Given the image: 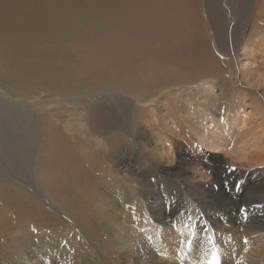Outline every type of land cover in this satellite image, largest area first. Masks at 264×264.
Segmentation results:
<instances>
[{
    "label": "bare ground",
    "instance_id": "1",
    "mask_svg": "<svg viewBox=\"0 0 264 264\" xmlns=\"http://www.w3.org/2000/svg\"><path fill=\"white\" fill-rule=\"evenodd\" d=\"M173 1L175 2L173 3L172 0H0V82L6 85L5 90L0 91V152L14 174L20 175L30 171L31 175L37 178L38 188L47 199L59 210L64 211V215H68L74 223L72 228L67 223L63 226L55 214L45 210L43 203L36 196H32L35 201L28 203V197H23L21 194L24 191L23 186L16 182V177L9 178L5 170L0 167V222L4 221L1 228L8 230L13 227L11 231L23 236L26 228L29 227L33 234L44 239L35 250L20 252L15 261L12 262L9 258L11 262L8 264H25L33 259L32 263L43 264L39 260L41 258L50 261L51 264H94V256L88 245L94 242L102 250L112 253L111 256L117 255L120 248L115 246L116 239H122L125 248L120 264H207L211 259L212 247L207 241L212 237L211 229L201 233L197 230L195 219H191L187 221L189 226L177 224L174 233L168 230L167 233L154 220L148 218L145 207L139 200L123 205L124 208H130L132 219L137 226L133 236L126 235L129 230L125 227L121 216L116 214L114 202L104 198L99 182L93 184L82 175L86 169L96 170L94 162L83 155L84 151L92 152L91 157L100 160L98 152L91 145L92 141L97 143L98 141L92 133L82 130V125L89 124L94 134L99 136L100 143L113 147L117 144L119 147L123 142L122 139H127L129 127L132 130L136 128L140 119L138 115L142 112L144 103L149 105L148 101L153 97L152 95L149 98H141L134 91L145 94L150 88L158 86L157 90L160 93L169 92L172 90L169 85L179 77H189L187 74L196 72L201 73L197 76L212 74L209 69H215L213 57L205 53L197 62L178 58L183 53L201 55L202 49L209 47V41L206 36L204 42L198 41L187 32L185 25L176 24L178 21L173 20L170 13L175 9H186L177 6L179 4L177 0ZM256 1L223 0L222 3L220 0H213L217 6H212L213 17L218 23H222L223 19L228 20V24L236 21L235 29L238 37L236 35L231 51L236 60L240 57L238 60L240 70H247L242 76L249 86L264 83V49H259L261 47L257 40L250 45L245 44L246 33L252 25ZM170 2L173 3L171 6ZM260 37L263 43L264 36ZM221 41L222 39L220 43ZM239 51L241 53L236 56ZM155 57H157L155 64L159 65L161 70L156 71L152 66ZM184 65L190 66L189 71L184 69ZM175 70L181 75L175 74ZM197 81L203 86L210 85L207 78H199ZM16 92L21 94L18 95ZM49 96L55 97L56 99L51 97L50 99L57 100L63 108L66 106L65 110L71 111L69 110L71 108L76 113L79 107L82 108L83 119L79 123L81 128L76 129L79 141L74 142L73 137V140L69 141L65 131L52 123L55 120H62L60 123L64 128L68 126L69 121L63 115V119L60 118L59 110H55L57 105L54 110H45L46 98ZM104 103L110 104V110L114 108L120 111L122 123L126 128L124 135L103 127L105 112L101 104L103 108H107L104 107ZM244 111L228 117L227 131L237 137L233 139L234 136L231 135L233 141H242L246 136V138L251 137L252 143L257 145L254 139L262 134L260 132L263 129L261 123H257L261 112L251 107L250 110H246L249 114L242 117L241 113ZM15 113L20 114L21 117H12ZM35 113L36 117H34ZM149 115L151 116L150 113ZM7 116L10 119L6 121ZM248 117L251 122L246 121ZM217 123L222 122L217 121ZM217 123L207 134V140L210 141L207 142L208 146L214 150H219L225 143H221L219 132L216 135ZM18 125L23 128L20 129ZM74 125L76 126V123ZM258 128H261L260 131ZM133 134L135 136V133ZM138 134L140 133H136L137 137ZM248 134L250 137L247 136ZM245 140L242 142L244 143ZM233 144L231 142V145ZM248 148L246 149L250 150ZM252 153L249 154L254 156ZM95 185L99 187L98 192H93L97 189ZM82 187L84 190L81 189ZM109 187L118 191L122 189L115 184ZM48 205L51 207L52 204ZM188 217L190 219L192 215ZM27 220L41 222V225L46 226V230L58 233L56 237L65 242L72 243L71 239H75L76 243L70 246L79 244V256L73 255V247L69 245H65V248L59 251L46 250L45 243L50 242L46 241V237L51 236L50 232L44 231L42 234V228L40 229L39 226L32 231L34 228L31 229ZM75 227L80 228L82 232L79 233ZM105 227L110 231H106ZM258 237L261 239L260 236ZM25 241L28 246L30 243L28 240ZM232 243L228 236H224L222 240L216 241L215 245L221 256L232 258L240 249L234 247ZM243 246L248 248L240 250L242 259H238L237 256L238 260L224 258L222 264H253L256 261L264 264V247L252 248L248 243ZM12 248V246L7 247L5 258L14 254L11 252ZM0 258L2 259V255Z\"/></svg>",
    "mask_w": 264,
    "mask_h": 264
},
{
    "label": "rangeland",
    "instance_id": "2",
    "mask_svg": "<svg viewBox=\"0 0 264 264\" xmlns=\"http://www.w3.org/2000/svg\"><path fill=\"white\" fill-rule=\"evenodd\" d=\"M220 1L223 3V0ZM172 2L174 3L175 1L172 0ZM172 2H170V6L173 4ZM177 2L179 3L177 6L185 7L186 10L175 9L173 13H170L173 20L178 21L176 24L185 25L187 32L198 41L204 42L205 36L209 41V47L203 48L201 55L183 53L178 58L197 62L199 58L202 59L203 53L211 55L215 61L213 65L215 69H209L212 74L197 76L201 73L196 72L191 75L187 74L189 77H179L177 81L171 82L172 85L169 86L173 91L171 90L169 92L160 93L157 90L158 86L150 88L145 94L133 90L134 93L141 98H149L152 95L153 97L149 99V105L148 103H144V108L141 109L142 112L138 115V119H140L136 124V128L132 130L128 126L129 133L126 134L127 139L123 138V142L119 144V147H117V144L113 147V145L108 146L102 142L100 143L101 140H99V136L94 134L93 128L88 126L89 124H85V126L82 125L81 128L79 124L81 119H83L81 107L77 109L76 113L71 108H69L71 111H68V109L65 110L66 106L63 108L57 100L54 101L50 99L51 96H49V98H46L47 105L45 104V110H54L55 107L58 106L55 110H59L60 113H57L58 115L61 114V117L59 116L61 119L65 117L69 121L68 126L63 128V125L60 123L62 120H55V122L52 123L59 129L65 131L66 135L69 137V141L73 139L74 142L79 141V136L76 133L77 128L92 133L98 141V143L92 141L91 145L95 151L98 152L100 160H96L94 156L91 157L92 152L90 151L83 152L85 157L87 156L88 159L94 162L96 170L92 171L86 169L82 175H85L93 184L94 182H99L100 185H98L101 186L103 190L104 198L106 197V199L114 202L117 210L116 214L121 216L125 227L129 230L128 232L126 230V235L133 236L137 226L134 219H132L130 208H124L123 205L127 202L134 203L139 200L140 204L144 205L148 218L154 220L161 229L163 228V231L174 233L177 224L189 226L187 221L195 219L196 227L199 232L203 233L211 229V240L215 244L216 241L222 240L224 236H228L233 241V246L240 248L238 249V255L236 254L233 256L234 258H226L220 255L222 261L225 259H242L239 253L240 250L248 248L243 246L245 245V237L252 248L260 249L264 247V96H261L262 94L264 95V83H259L256 86H249V83H247L246 79L242 76L247 70H240V62L238 61L240 57H237L238 60H236V58L232 56L231 47L234 44L233 42L236 39V35L238 37V33L235 29L236 21L229 22V24H231L230 26L228 20L225 21V19H223L222 23H218L216 18L213 17L212 6H217L213 0H177ZM210 2L212 3L210 4ZM263 5L264 0L256 1L252 25L246 33L245 41V44L250 45V43L252 44L257 40L261 47L259 49L262 50L264 49V42L261 43L260 36H264ZM255 25L257 28L260 27L258 28L259 31ZM262 25L263 27H261ZM221 39L222 41L220 43ZM257 51H259L258 48ZM240 53L241 51H239L236 56ZM154 60L155 62L153 61L152 66L156 68V71L161 70L159 65L155 64L157 62V57H155ZM189 67L190 66L186 67L184 65L186 71H189ZM239 70L241 73H239ZM174 73L179 76L181 75L180 72L176 70ZM199 78H207L210 85L203 86L198 83L197 80H199ZM159 80L160 78H158V81ZM260 81L262 82V78ZM5 86V83L0 82V91H3ZM16 93L18 95L21 94L20 92ZM105 103L103 105L104 107L107 106L106 109L103 108L101 104L105 112L102 120V124H104L103 127L109 131H118L119 134L121 133L124 135L126 128L122 123L120 111L114 108L110 110V104ZM251 107L252 109L257 108L258 111L261 112L260 120L257 119V123H261L260 126L262 125L261 128L263 127V129L258 128V131L261 129L260 133L262 134L258 136L257 139H254V142L258 146L252 143L253 139H251L249 134L247 136L250 138L244 137L248 140L242 139V141L245 140L244 144L241 140L233 141V139L237 137L232 132L229 133L227 131V122L230 116L245 110L241 113L243 114L242 117H245L247 116L246 114H249L246 110H250ZM72 111L73 113H71ZM78 111L80 112L78 113ZM149 113L153 117H151ZM18 115L15 113L12 117L17 116L20 118L21 115ZM69 116H71L70 119ZM34 117H36V113ZM7 119H10V117L7 116L5 120L7 121ZM75 119L79 120V122L77 123ZM217 121H221L222 123L218 124ZM246 121L251 122V119L249 118ZM71 122L74 123L71 124ZM75 123L76 126L74 125ZM215 123H217L219 127H216V135H218L219 132L221 143L223 144L225 142L219 150H214L209 147L208 143L210 141L207 140V134L213 129L212 127H215ZM18 127L20 129L23 128L21 125H18ZM137 132L140 133L138 137L136 136ZM133 133H135V136H133ZM231 135H233L234 138ZM222 139L225 140L223 141ZM201 140L203 142H201ZM229 140L232 144L235 142H240L241 144H233V146ZM246 144H249L248 146L250 148H248ZM246 148L250 150L254 149L255 151L253 150L252 153V150L250 151ZM249 153L254 154L255 157ZM244 155L246 157H243ZM4 160L0 152V167L5 170L9 178L14 179V177H16V182L23 186L24 191L21 192V194H23V197H28V203L35 201L32 196H36L43 203L45 210L55 214L63 226L67 223L69 227H74V223L69 216L64 215V211L61 209L59 210L55 204L51 203L46 195L38 188L36 183L38 180L31 175L30 171L28 173L25 172L24 174L16 175L10 170L9 163ZM6 165L8 167H6ZM200 171L203 172L201 173ZM201 175L204 179L200 177ZM111 184H115L122 189L120 191L114 190V188L109 187ZM192 185H194V187ZM95 186L97 187V185ZM98 188L99 187L94 189L93 192H98ZM81 189L84 190L83 187ZM125 193L126 195H124ZM194 202L196 204L193 205ZM48 204H52L51 207ZM242 207L247 209V219H245V215L240 213ZM8 213L10 214V212ZM125 214L128 215L126 216ZM189 215H192V218L189 219ZM3 222L4 221L0 222V255H2L0 264H8L11 261L13 262V260L15 261L20 252L24 250L26 252L30 249L35 250L44 240L37 234H33V232L29 230V227L26 228V230L29 231L25 230L23 236L17 232L14 233L11 231L13 227L8 230L2 229L1 225ZM26 222H28V224L30 223L31 229L34 228L32 231L36 229L35 227L39 226L40 229L42 228V234L44 231L50 232L51 236L49 235L46 237V241H50L45 243L46 250L59 251L63 250L65 245H69V247H73V255L79 256V244L70 246L72 243H76L75 239H71L72 243L65 242L59 237H56L58 233H53L49 231V229L46 230V226L41 225V222L28 220ZM76 229L77 231L79 230V233L82 232L80 228L77 227ZM107 230L109 229L107 228ZM258 236H260L261 239ZM25 240H28L30 243L28 246ZM250 240H254L253 243ZM207 241L212 247V243H210L209 240ZM225 241L228 242L226 239ZM93 243L88 245V247L94 256V264H120L122 262V253L125 250L122 239H116L115 246L120 248V252L112 256V253H108L104 249L102 250V248H99V246ZM18 244H21V246ZM8 246L13 247L11 252L14 254L5 258ZM106 256L109 257L106 258ZM39 260H41L43 264H51L50 261H45L42 258ZM108 260L110 262H108ZM33 261L34 259L25 264H34L32 263ZM253 264H259V262L256 261V263Z\"/></svg>",
    "mask_w": 264,
    "mask_h": 264
},
{
    "label": "snow or ice",
    "instance_id": "3",
    "mask_svg": "<svg viewBox=\"0 0 264 264\" xmlns=\"http://www.w3.org/2000/svg\"><path fill=\"white\" fill-rule=\"evenodd\" d=\"M240 213L242 215H245V219H247L246 213H247V209L245 207H242L240 209ZM192 234V233H190ZM209 242L212 243V252H211V259L207 261V264H222V260L219 254V251L215 245L214 242H212L211 237H209ZM244 243L247 244V238H245ZM190 247V244H189Z\"/></svg>",
    "mask_w": 264,
    "mask_h": 264
}]
</instances>
